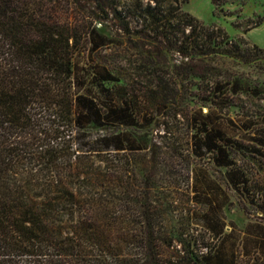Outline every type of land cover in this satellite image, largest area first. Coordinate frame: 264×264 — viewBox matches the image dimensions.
Wrapping results in <instances>:
<instances>
[{"label": "trees", "instance_id": "1", "mask_svg": "<svg viewBox=\"0 0 264 264\" xmlns=\"http://www.w3.org/2000/svg\"><path fill=\"white\" fill-rule=\"evenodd\" d=\"M187 2L0 0V264H240L220 257L217 228L209 223L208 196L218 188L207 172L197 171L193 194L204 207L197 222L212 244L204 246V253H194L189 248L195 239L189 235L183 245L186 253L174 249L164 258L157 241L165 239L154 231L150 204L143 205V217L136 219L130 188L121 204L114 187L84 184L90 175L82 173L83 149L96 154L100 145L134 150L130 134L111 133L83 143L88 146L75 143L76 129L97 126L113 116L127 119L138 101V95L133 101L125 98L117 112L112 107L115 94L103 87L116 80L113 73L101 65H79L85 52L107 47L117 37L144 55L128 61L126 70L132 71L131 86L138 88L134 91L144 90L139 96L153 108L175 102L177 83L162 68L169 53L185 60L180 64L183 77L199 79L212 106L232 104L229 98L239 82L226 76L218 79L221 74L207 61L227 57L251 64L264 60V48L204 25L182 8ZM96 23L109 24L112 37L100 34ZM88 83L104 92L110 104L107 112L91 97ZM191 123L196 126L190 137L192 153L226 168L233 190L252 204L260 203L264 184L251 179L246 169L233 168L229 150L235 145L227 137L224 120L210 109L198 111ZM240 124L245 139L264 149V115L244 113ZM134 226L139 227L136 235ZM133 242L142 245L140 253L126 249ZM244 264H257V257Z\"/></svg>", "mask_w": 264, "mask_h": 264}, {"label": "rangeland", "instance_id": "2", "mask_svg": "<svg viewBox=\"0 0 264 264\" xmlns=\"http://www.w3.org/2000/svg\"><path fill=\"white\" fill-rule=\"evenodd\" d=\"M214 1L215 5L211 0H188L182 8L204 25L223 29L233 40L243 39L250 46L264 48V0ZM89 6L93 7V4L89 3ZM95 27L106 38L112 37L113 29L109 24L96 23ZM141 57L144 55L128 48L125 39L117 37L107 47L89 54L85 52L80 60L79 65L85 68L101 65L113 73L116 80L104 83L103 87L115 94L112 107L117 112L124 106L125 98L133 101L134 95L139 97L133 109L127 112V119H115L113 116L109 120L105 118L97 126L90 124L75 130V143H90L111 133H128L135 142L134 150L123 148L114 151L101 145L96 146L98 154L85 147L82 173L90 176L84 184L114 187L115 197L121 204L127 200L125 190L130 188L132 216L136 219L143 217V205L150 204L148 216L154 231L159 239H165V242L157 241L158 250L164 258H168L174 249L186 253L187 248L183 245L187 246L189 235L195 239L189 251L204 253V246L210 247L212 242L196 219L204 207L194 200V179L197 171L201 170L223 181L225 169L216 167L208 156L200 157L192 153L190 137L196 133V126L191 120L198 111H214L217 117L224 120L227 137L235 145L229 150L233 168L246 169L251 179L264 184V157L260 156H264V149L247 141L244 129L240 128L244 113L264 115V60L251 64L227 57L207 61L214 72L221 74L216 76L218 79L226 76L236 79L240 84L237 92L229 98L232 104L220 109L207 101L199 87V79L183 77L180 64L185 60L175 53L166 54V64L162 68L168 72L170 81L177 83L175 102L155 109L149 100L145 102L139 96L144 90L134 91L137 86H131L132 71L126 70L128 61ZM180 80H183L181 85ZM87 86L93 91L91 97L97 100L103 112H107L110 104L104 92L95 85L88 83ZM247 87L253 90L248 92ZM259 89L261 92L258 94L256 91ZM149 95L148 92V98ZM253 135L254 132L249 133V137ZM228 193L233 203L229 216L231 219L239 224L244 219V225L250 220L259 221L257 212L243 203L240 195L233 191ZM138 230L139 227L134 226L132 233L136 235ZM141 247L139 242H133L126 249L140 253Z\"/></svg>", "mask_w": 264, "mask_h": 264}, {"label": "crops", "instance_id": "3", "mask_svg": "<svg viewBox=\"0 0 264 264\" xmlns=\"http://www.w3.org/2000/svg\"><path fill=\"white\" fill-rule=\"evenodd\" d=\"M224 169L223 181H218L209 174L210 180L216 183L218 190L208 194L212 212L209 223L217 228L216 234L221 244L219 252L222 253L220 257L227 262L232 260L234 263L244 264L245 260L253 261L256 256L257 264H264V198L260 203L252 204L244 196H240L243 203L254 208L259 221L250 220L244 225V219L240 224L231 219L229 216L233 203L228 192L235 191L226 175V168Z\"/></svg>", "mask_w": 264, "mask_h": 264}]
</instances>
